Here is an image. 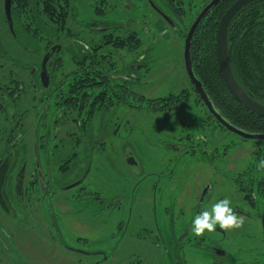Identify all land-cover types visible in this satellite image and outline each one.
<instances>
[{"label":"flooded vegetation","instance_id":"obj_1","mask_svg":"<svg viewBox=\"0 0 264 264\" xmlns=\"http://www.w3.org/2000/svg\"><path fill=\"white\" fill-rule=\"evenodd\" d=\"M4 1L6 33L32 62L22 64L23 78L12 85L0 81V264H264L259 209L258 218L233 207L243 220L237 229L217 225L197 236L190 227L213 202L214 175L194 194L199 175L209 168L233 183L222 165L230 169L224 157L238 144L214 143L217 130L210 127L204 136L141 124L162 111L167 97L135 88L147 85L151 65L161 69L170 53L162 52V35L179 32L184 47L210 0H12L10 22ZM28 91L29 112L17 107ZM190 97L174 96L182 104ZM27 114L31 146L18 130ZM149 143L159 149L156 158ZM30 147L33 158L24 156L13 174L18 150ZM144 147L151 152L145 161ZM172 194L178 214L171 216Z\"/></svg>","mask_w":264,"mask_h":264},{"label":"rangeland","instance_id":"obj_2","mask_svg":"<svg viewBox=\"0 0 264 264\" xmlns=\"http://www.w3.org/2000/svg\"><path fill=\"white\" fill-rule=\"evenodd\" d=\"M202 2H198V6H200ZM191 21V16L189 19L186 20L187 23ZM6 25H5V16L3 11V0H0V81L1 82H9V80L13 78H17L19 75L23 78L22 75V68L23 65L30 64L32 62V57L25 53V51L21 48V46L15 42L13 37H11L8 33H6ZM2 44L5 48L2 47ZM169 51L168 55H165V60L163 65H161V69L158 67V62L156 64L151 65V72L150 76H148V83L147 85H136L135 88L138 91H143L147 96H154L159 93H166V96H169V93H179L182 92L183 89L186 90V93L192 95V97L188 98L183 104L178 103L174 104L172 109L162 108V111L156 112L153 116H150L148 121L142 122L143 126L148 127V129L152 130L156 128V125H151V122H155L162 126L166 127H175L176 130L174 133L178 134H185L188 132V129L192 128V131L196 134L203 133L204 136L207 135L208 131L207 128H213L214 134V143H222L232 140L238 144V147H235L234 151L226 155L224 158L228 159V165L230 169H227V162L225 165H222V169L226 171L227 174H230L233 170L239 169L242 167L247 161L251 160L252 151L255 149L254 143L252 141H247L242 139L236 133L230 132L227 129H223L219 126H215L214 120L207 116V110L201 100H196L195 96H199L198 92L195 88H192V83L190 82L187 71L184 63V47H183V38L179 35V32L173 31H166L162 35V52ZM13 59L14 63L10 62ZM162 63V61H161ZM23 64V65H22ZM154 71V72H153ZM164 74L162 79H158L159 75ZM63 75V70L60 76ZM12 85V82H9ZM30 91H28L26 95V100L22 98L19 101L17 107L24 109L28 108V112L31 109L30 106ZM182 104V105H181ZM154 109V108H153ZM9 110L11 108L9 107ZM32 111V110H31ZM183 119V124L182 120ZM23 126L21 128L18 127V130H22L24 128V136L22 139L24 142L28 143L31 146V136L30 131L32 129V114L30 116L27 114L25 115L24 120L22 119ZM148 131V130H147ZM16 133V132H15ZM3 134H0V136ZM203 136V135H199ZM209 136V135H208ZM165 140H169V135L165 136ZM2 141V138H0ZM23 144V143H22ZM2 147V142L0 144V148ZM146 147L153 148L151 151L153 153L154 158L157 156V151L159 149H155L154 145L150 144L146 145ZM150 150L145 147L141 149L140 155L142 156L143 160L145 161L146 158L150 156ZM18 162L13 169V174L16 173L18 170V164L20 160L26 156V158L31 159L33 158L32 149L29 148L25 152L22 149L18 150L17 152ZM244 160V161H243ZM28 168V167H27ZM226 168V169H225ZM236 172V171H234ZM233 172V173H234ZM214 175V176H213ZM213 176V180L215 182V189L214 192L211 194L213 195V202L220 199L217 197V194L225 195L230 201L232 207L239 206V208H248L250 211L257 215V210L261 211L264 214V201L255 198V195L252 194L248 196L244 191H242L239 187L235 186L229 178L223 177L221 173H210V169L204 170L202 174L198 177V188L194 194H199L201 189V185L205 184L207 180H209ZM228 176H231L228 175ZM234 178V174H233ZM243 179L246 177L242 176ZM12 180V181H11ZM6 183V191L8 192L13 188V178ZM10 193V192H9ZM170 195L168 194L167 197ZM166 197V198H167ZM224 197V198H225ZM211 202V203H213ZM167 207L171 209L168 213L172 216L174 212L176 215L178 214L175 211V201H174V194L171 195L170 198L166 199ZM252 207V208H251ZM1 213V212H0ZM2 214V213H1ZM255 217V216H254ZM258 217V215H257ZM178 218V217H177ZM259 218V217H258ZM259 219H254L253 222H258ZM257 227V226H255ZM13 229V228H12ZM19 233H17L18 235ZM23 244H28L24 242ZM47 244V242H46ZM43 253L49 254L50 249L46 247ZM48 245V244H47ZM29 247V246H28ZM24 249V248H23ZM54 254L58 251L57 248L54 247ZM31 248L26 250V254L30 260V252ZM39 264H45L43 261H39Z\"/></svg>","mask_w":264,"mask_h":264},{"label":"trees","instance_id":"obj_3","mask_svg":"<svg viewBox=\"0 0 264 264\" xmlns=\"http://www.w3.org/2000/svg\"><path fill=\"white\" fill-rule=\"evenodd\" d=\"M234 1L221 0L208 12L196 29L191 42L193 67L218 113L243 130L264 133V117L248 110L234 98L219 69L216 51L218 22ZM228 46L230 63L236 79L250 95L264 104V0L245 6L236 15L228 31ZM184 95H189L186 90L169 93L162 101V108L172 109L174 104L179 103L174 96ZM151 104L154 109L160 108L157 107L158 101ZM208 112L214 122L226 128L209 110ZM252 141L255 149L252 151L251 160L244 169L232 171L231 175L234 174L235 186L242 191H250L249 196L259 194V198L264 201V167L259 166V162L264 160V139ZM242 176L246 178L243 179Z\"/></svg>","mask_w":264,"mask_h":264},{"label":"water","instance_id":"obj_4","mask_svg":"<svg viewBox=\"0 0 264 264\" xmlns=\"http://www.w3.org/2000/svg\"><path fill=\"white\" fill-rule=\"evenodd\" d=\"M221 0H210L205 7L201 10L198 14L194 22L192 23L188 35L185 39V46H184V63L187 71V75L196 88L198 94L200 95L201 99L205 103L208 110L214 115V117L226 128L231 130L232 132L238 134L239 136L247 139H264L263 132H250L243 130L228 120H226L220 113H218L210 100L202 81L198 78L194 71L192 57H191V42L194 36V33L202 21L203 17L214 7L216 6ZM260 0H235L221 15L217 33H216V51H217V58L219 69L223 80L234 96L236 100L242 103L248 110L264 117V104L257 101L252 95H250L243 86L238 82L236 79L234 72L232 70V66L230 63L229 57V46H228V31L231 26L233 19L236 15L243 9L245 6L257 2ZM11 6L12 0H5L4 7L6 10V14L8 16L9 22L11 21ZM49 54H47L48 56ZM46 56V57H47ZM2 183L0 182V194H2ZM72 186V185H71ZM264 224V223H263Z\"/></svg>","mask_w":264,"mask_h":264},{"label":"clouds","instance_id":"obj_5","mask_svg":"<svg viewBox=\"0 0 264 264\" xmlns=\"http://www.w3.org/2000/svg\"><path fill=\"white\" fill-rule=\"evenodd\" d=\"M259 166L264 167V160L259 162ZM242 224L243 220L235 214L229 199L225 197L216 200L194 215L190 227L191 231L199 236L205 231L212 233L217 225L222 230H230L240 228Z\"/></svg>","mask_w":264,"mask_h":264}]
</instances>
